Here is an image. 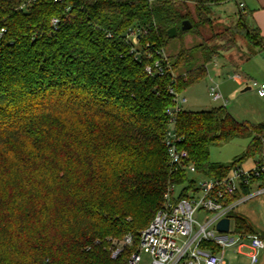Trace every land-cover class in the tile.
I'll return each mask as SVG.
<instances>
[{
	"label": "trees",
	"instance_id": "16d2710c",
	"mask_svg": "<svg viewBox=\"0 0 264 264\" xmlns=\"http://www.w3.org/2000/svg\"><path fill=\"white\" fill-rule=\"evenodd\" d=\"M227 1L37 0L22 8L25 0H0V264H128L169 185L194 183L170 164L163 142L170 89L203 79L238 37L259 48L248 57L264 51L239 1L237 23L203 38L200 28ZM172 27L182 43L169 54ZM136 28L146 32L133 44L127 32ZM187 33L202 42L187 47ZM161 50L166 71L149 73ZM175 120L198 174L224 177L264 153V121H239L225 105L184 109ZM235 138L250 139L241 155L210 160L211 146ZM233 217L237 232L257 233ZM127 234L134 243L114 256Z\"/></svg>",
	"mask_w": 264,
	"mask_h": 264
},
{
	"label": "built area",
	"instance_id": "2783aa9c",
	"mask_svg": "<svg viewBox=\"0 0 264 264\" xmlns=\"http://www.w3.org/2000/svg\"><path fill=\"white\" fill-rule=\"evenodd\" d=\"M36 1L25 0L21 7ZM239 3L242 8L244 4L240 1ZM51 24L55 27L58 19H52ZM145 32L140 28L131 29L127 32V38L137 44L138 38ZM160 53V57L147 64L146 70L149 73L163 74L166 71L164 61L167 60V54L163 50ZM236 76L244 78L241 72H237ZM253 86L257 87L259 96L263 97L264 83L254 81ZM170 92L174 96L175 104L169 111V125L163 139L168 160L176 170L198 174L195 165L188 162L189 152L179 145L180 139L175 130V114L185 109L188 98L173 88ZM209 95L214 100H222L226 105L219 85H210ZM204 177L202 180L191 177L194 180L192 186H188V183L169 185L164 193L163 206L150 224L140 232L138 247L130 255L128 264H231L225 256L229 247L236 244L243 246L244 241L249 240L252 249L264 248V240L260 234L239 233L235 225L232 226L233 216L239 205L264 192V153L249 169L236 165L224 177ZM255 185L257 188L253 189ZM177 187L180 190L176 193ZM199 212L207 214L203 221L195 218ZM226 218L229 219L228 231H220L217 225ZM133 243V236L127 234L121 247L113 255H118L123 246ZM143 253L150 256L148 262L143 261ZM256 262L257 256L252 254L251 264Z\"/></svg>",
	"mask_w": 264,
	"mask_h": 264
},
{
	"label": "rangeland",
	"instance_id": "374dc122",
	"mask_svg": "<svg viewBox=\"0 0 264 264\" xmlns=\"http://www.w3.org/2000/svg\"><path fill=\"white\" fill-rule=\"evenodd\" d=\"M193 7L192 3L190 4ZM238 0H229L215 7V13L212 18V25H206L200 28L203 38H209L213 32L223 31L224 27L235 25L238 21ZM196 33H187L183 38V43L189 47L195 43L202 42ZM182 40L174 37L167 48V53L174 54L181 47ZM256 45L249 44L243 37L237 38V45L230 51L225 52L222 56L215 57L207 64L208 74L197 83L181 92V95L188 98L185 105L192 110L210 109L214 106L224 105L222 100H214L209 95V86L217 84L226 100L227 110L239 121H248L253 124L264 121V96L258 94L257 87L253 82L264 83V51H260L256 56L248 57V52L258 50ZM237 72L248 77V80H241L236 76ZM248 88V89H246ZM249 138H235L221 145H213L210 148V160L217 163H229L241 155L249 144ZM260 155H255L246 161L239 163L243 167H250L255 159ZM189 177H195L197 180L204 179V175L188 171ZM257 188L256 185L253 189ZM180 188H176V193ZM251 200V199H250ZM264 192L252 198V203L256 208V214L260 221L264 223ZM249 201V200H248ZM247 201V202H248ZM246 203V202H243ZM242 203V204H243ZM242 206V205H241ZM237 213H239L238 209ZM206 212H199L195 218L203 221ZM234 226V222H232ZM119 246L122 240L119 241ZM229 248L226 250V258L229 254ZM143 261L148 262L150 256L142 254Z\"/></svg>",
	"mask_w": 264,
	"mask_h": 264
},
{
	"label": "crops",
	"instance_id": "0c3cea01",
	"mask_svg": "<svg viewBox=\"0 0 264 264\" xmlns=\"http://www.w3.org/2000/svg\"><path fill=\"white\" fill-rule=\"evenodd\" d=\"M244 5L242 7L243 11L248 14L249 24L256 28L258 27L264 41V0H239ZM260 52V51H259ZM258 53V52H257ZM256 53V54H257ZM253 55V56H256ZM224 56V55H223ZM244 78L241 80H248V77L244 75ZM185 109H189L185 106ZM257 159L254 160L250 167H243L249 169L254 166ZM254 199V197H253ZM264 200H261V202ZM251 200L246 203L241 204L240 209H238L239 214L247 218L249 223L253 226L257 233L261 234L264 237V223L260 221V218L256 214L255 203H252ZM245 245L240 246L238 244L229 247V254L226 258L228 263L231 264H251V255L256 254L257 262L255 264H264V248L254 250L249 246V240L244 241Z\"/></svg>",
	"mask_w": 264,
	"mask_h": 264
},
{
	"label": "water",
	"instance_id": "95a60500",
	"mask_svg": "<svg viewBox=\"0 0 264 264\" xmlns=\"http://www.w3.org/2000/svg\"><path fill=\"white\" fill-rule=\"evenodd\" d=\"M191 28V23L189 20H184L183 23H182V27H181V30L185 31V30H189ZM168 33H169V37L170 38H173L176 36L177 34V29L175 27H172L168 30ZM248 89V88H246ZM217 228L220 230V231H228V228H229V219L226 218V219H223L221 220L218 225H217Z\"/></svg>",
	"mask_w": 264,
	"mask_h": 264
}]
</instances>
